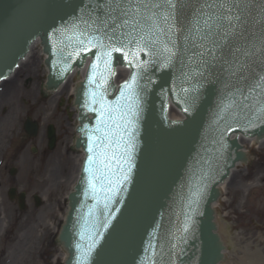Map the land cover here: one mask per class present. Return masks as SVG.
<instances>
[{
    "label": "water",
    "instance_id": "95a60500",
    "mask_svg": "<svg viewBox=\"0 0 264 264\" xmlns=\"http://www.w3.org/2000/svg\"><path fill=\"white\" fill-rule=\"evenodd\" d=\"M109 2L113 8L115 2L127 4V0H0V84L37 40L48 55L47 88L58 87L76 69L87 66L75 102L80 124L75 145L85 159L60 234L68 252L66 264H80L88 245L92 249L87 264H221L225 248L213 205L220 198V186L247 161L238 136L264 137V0H175L176 28L160 36L161 41L171 37L169 47L175 54L145 48L136 52L140 66L133 67L128 63L132 55L127 60L123 55L135 50V44H129L112 53L110 73L96 61L95 48L68 56L76 46L73 26L88 31L101 27L97 18H107L109 11L101 5ZM132 3L164 5L165 0ZM112 14L115 23L109 18L103 31L95 34L105 43L111 36V43L120 47L119 41L127 43L139 29L131 15L124 17L118 9ZM125 18L129 23L116 27ZM94 62L98 73L107 77L106 103L120 99L121 87L134 73L138 85L135 114L128 117L127 131L119 130L128 145L123 165L127 178L113 164L114 183L105 182L96 199L84 171L89 145L98 146L97 137L102 135L94 129L103 128L97 123L99 104L91 105L95 111L88 107L91 93L103 90L88 83ZM120 71L127 72L126 78L120 79ZM174 114L181 120L171 118ZM26 130L36 136L38 126L29 121ZM48 136L52 150L56 143L52 127Z\"/></svg>",
    "mask_w": 264,
    "mask_h": 264
},
{
    "label": "rangeland",
    "instance_id": "374dc122",
    "mask_svg": "<svg viewBox=\"0 0 264 264\" xmlns=\"http://www.w3.org/2000/svg\"><path fill=\"white\" fill-rule=\"evenodd\" d=\"M32 54L28 65H24L18 75L7 82L10 84H3L0 88L2 95L13 90L12 94L9 93L10 97L0 104V134L4 135L9 129L6 127L8 119L11 120L17 113V119L20 118L16 119L15 126L6 137L0 135V149L7 154L18 152L13 159L21 154L16 163L20 170L16 178L19 181L17 186L28 194V211L20 213L18 206L8 200L6 182L0 183V207L5 211L0 212V220L6 219L5 228L0 227V261L6 260L10 264H63L65 252L56 243L57 235L66 217L67 196L75 186L82 155L73 149L76 122L68 119L65 106L48 101V97L46 100L43 89L47 77L44 60L38 50ZM73 82H78V79L74 78ZM26 94L27 98L24 96ZM26 115L41 124V133L32 143L23 138L21 126ZM50 124L55 125L58 132V144L54 151L48 149L45 136ZM33 147L38 149L36 155L31 151ZM245 147L249 151L250 163L239 167L231 177L224 188L223 201L217 208L221 230L226 226L223 241L228 250L224 264H242L241 260L247 252L257 253L261 249L264 253L262 243L247 240V229L251 225L244 212L246 206L258 210L261 204L264 147L256 148L248 143ZM36 196L42 199V205L38 208L35 206ZM13 249H18V255L13 254Z\"/></svg>",
    "mask_w": 264,
    "mask_h": 264
},
{
    "label": "snow or ice",
    "instance_id": "6c2138e0",
    "mask_svg": "<svg viewBox=\"0 0 264 264\" xmlns=\"http://www.w3.org/2000/svg\"><path fill=\"white\" fill-rule=\"evenodd\" d=\"M102 8L108 9L106 13L107 18H100L101 27L93 28L92 31L81 30L79 25L73 26V36L71 39L75 40L76 46L72 51L68 52V56H79L81 53H86L93 48L97 49L95 53V59L98 62H102L104 69L110 73L109 63L113 52H121L122 49L128 48L129 44H135V50L129 49V51L123 52L125 59L131 54L132 59L128 60V63L133 67H139V62L136 61V52L143 51L145 48H152L156 51H163L170 56L175 53L169 47L172 42L171 37L168 36L167 41H161V35H168L175 30L176 25L174 23V12L176 8L175 0H165L164 5L161 4H134L132 0H127L126 6H122L119 2H115L113 8V2L101 5ZM166 7L167 11L164 13H157L153 9ZM119 10L121 15L128 17L131 15L135 19L134 27L139 29V32L132 40L127 43L119 41L120 47H116L111 43V36H108V43H105L100 36L96 35L97 32H102L103 27L107 26L108 19H112L113 23L116 21V17L113 16L115 10ZM138 17V18H137ZM95 23V21L93 22ZM129 23V20L125 18L122 24H116V27H123ZM210 27V25H209ZM157 44L161 45L160 49H157ZM61 53L65 51V48L60 49ZM67 59V57H65ZM98 63L94 62L91 65V75L88 77L89 85L95 84L96 89L102 91L92 92L90 105H88L90 111H95V108L91 105L99 104L100 111L98 115L101 117L98 120L99 125H103V128L97 127L95 132H100L102 135L97 137L99 145L95 148L93 145H89V153H91L86 161V167L84 171L88 174V186L92 193V198L96 199L97 191L103 192L104 184L112 185L114 181L111 176L115 174L113 171V164L116 166V170L121 173L122 178L126 179L124 163L128 160V145L124 141L123 136L120 133V129L127 131V125L131 123L128 119L130 115H134V106L137 102V76L134 73L131 80L125 83L121 87L120 99L125 101L124 104L120 103V99L115 104H109L104 101V93L107 91L105 85L107 84V77L103 72L98 73ZM99 75V79L97 76ZM115 113V115H114ZM111 121V125L106 123ZM119 121H123L121 124ZM91 140V136H89ZM121 145L124 146V151L119 152ZM130 167V164H129ZM118 182V181H117ZM112 190V189H110ZM107 207V205H105ZM187 231V228H185ZM95 241L93 240V244ZM80 246L77 245V248ZM92 245H88V251L83 253L80 258V264H87L88 253L91 252Z\"/></svg>",
    "mask_w": 264,
    "mask_h": 264
},
{
    "label": "bare ground",
    "instance_id": "6f19581e",
    "mask_svg": "<svg viewBox=\"0 0 264 264\" xmlns=\"http://www.w3.org/2000/svg\"><path fill=\"white\" fill-rule=\"evenodd\" d=\"M35 47V46H34ZM34 49V48H33ZM32 52H33V50H32ZM32 56V55H31ZM31 56H29L27 59H31ZM27 61V60H26ZM28 63H29V61H28ZM28 63L26 64V66L28 65ZM124 73V72H123ZM124 75H126V73H124ZM71 91L70 93H73V92H75V88H73L72 87V85H70V86H66L63 90H62V92L63 91ZM11 94L13 93V91L12 92H10ZM10 94L7 92L6 93V95H3V96H1L2 98H8V97H10L9 96ZM25 96V98H27V94L26 95H24ZM60 96V95H59ZM58 96V97H59ZM14 113H12L11 115H13ZM16 115V116H15ZM14 116H12V119L11 120H7L6 121V127L8 126L9 127V129L5 132V134L4 135H1L2 137H6V135H7V133L9 132V130L10 129H12L13 128V126H15V125H13V124H15L16 123V119H17V116L19 115V113H17V114H15ZM9 121H10V123H9ZM255 141V140H254ZM243 143H248V142H244L243 141ZM251 143H253V142H249L248 144H251ZM78 177V176H77ZM77 179V178H76ZM223 188H225V187H222L221 189L222 190H224ZM1 211H4L1 207H0V212ZM5 212V211H4ZM5 224H6V219L5 218H3V220H0V227H1V229H3V228H5ZM226 229V226L224 225L223 227H222V230L220 229V231L222 232V236H223V238L225 237V235H224V230ZM241 261H243V263L242 264H264V263H262V261L261 260H259V259H254V261L251 259V257H248V256H246L243 260H241Z\"/></svg>",
    "mask_w": 264,
    "mask_h": 264
},
{
    "label": "flooded vegetation",
    "instance_id": "af4514ba",
    "mask_svg": "<svg viewBox=\"0 0 264 264\" xmlns=\"http://www.w3.org/2000/svg\"><path fill=\"white\" fill-rule=\"evenodd\" d=\"M18 157H19V155L16 157V159H12V160H10V158H7V159H4V160H2V161H4V163L6 162V160H8L9 162H11L12 164H14L17 160H18ZM14 161V162H13ZM9 162H7V164H6V167L4 168L5 170L4 171H1L0 170V174H1V177H0V181H1V183H2V181L4 182H6L7 181V183L8 182H12V180L13 179H11V180H7L6 179V177H5V175H6V173H7V171H10V164H9ZM14 181H16L17 182V180H14ZM261 205H260V207H259V209L258 210H256L257 212H256V214H257V216H256V218H257V222H258V226H257V228L256 229H258V231H260V234L263 236V238H264V199L262 198L261 199ZM251 212V209L249 210V213H248V217L249 218H247L248 219V221L249 222H252V224L253 223H255L256 221L253 219L254 217H252L251 216V214L252 213H250ZM249 236H250V238L251 239H254V238H256L255 237V232L251 229V230H249Z\"/></svg>",
    "mask_w": 264,
    "mask_h": 264
}]
</instances>
